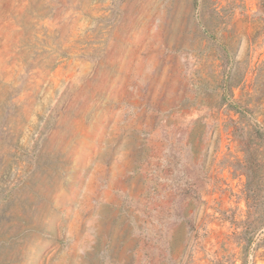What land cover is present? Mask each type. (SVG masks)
I'll return each mask as SVG.
<instances>
[{
	"label": "rangeland",
	"instance_id": "1",
	"mask_svg": "<svg viewBox=\"0 0 264 264\" xmlns=\"http://www.w3.org/2000/svg\"><path fill=\"white\" fill-rule=\"evenodd\" d=\"M0 264H264V0H0Z\"/></svg>",
	"mask_w": 264,
	"mask_h": 264
}]
</instances>
